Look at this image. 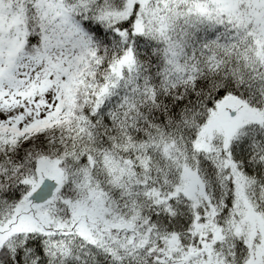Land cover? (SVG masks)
I'll return each mask as SVG.
<instances>
[{"label":"snow or ice","instance_id":"obj_1","mask_svg":"<svg viewBox=\"0 0 264 264\" xmlns=\"http://www.w3.org/2000/svg\"><path fill=\"white\" fill-rule=\"evenodd\" d=\"M0 264H264V0H0Z\"/></svg>","mask_w":264,"mask_h":264}]
</instances>
